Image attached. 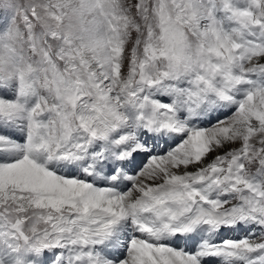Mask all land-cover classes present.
<instances>
[{
	"label": "snow or ice",
	"instance_id": "1",
	"mask_svg": "<svg viewBox=\"0 0 264 264\" xmlns=\"http://www.w3.org/2000/svg\"><path fill=\"white\" fill-rule=\"evenodd\" d=\"M0 264H264V0H0Z\"/></svg>",
	"mask_w": 264,
	"mask_h": 264
}]
</instances>
